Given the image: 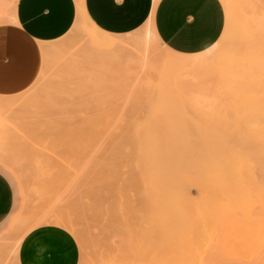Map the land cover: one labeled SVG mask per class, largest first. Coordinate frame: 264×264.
<instances>
[{
	"label": "rangeland",
	"instance_id": "374dc122",
	"mask_svg": "<svg viewBox=\"0 0 264 264\" xmlns=\"http://www.w3.org/2000/svg\"><path fill=\"white\" fill-rule=\"evenodd\" d=\"M220 1L224 8L225 24L223 32L217 40L218 46L214 50L212 57H210L216 59H208L205 63L199 65L200 67L197 66L195 68L197 73L189 68V73H186V69V71L183 70L185 72L184 75L182 74L184 78L182 75L179 76L181 77L180 80L183 79V86L180 89L182 92H179L180 94H177V96L175 92L174 96H172L175 100L172 98L173 105H177V101H179L180 104L177 105L179 109L177 106L176 109H178L177 112L179 111L182 114L180 116H183V118L174 116L176 111L172 109V103L170 104L171 113L173 115L175 111L173 117L178 122H174V118L172 117L173 120L169 118V124L167 122L164 124V117H162L164 120H158L159 115H157L158 117L154 115L157 117V119H154L155 123L156 121H158L157 123L162 121L163 124L162 127L160 126V129H163L161 130L162 132L165 131L166 136L168 133V137L173 138L172 132L176 130L178 131L174 134L175 136L179 134L178 132H184L177 135L176 144L165 141L166 139L164 140L163 137V141L159 142L160 145L158 147H155L157 145L154 146V159L157 160L155 157L158 154L160 159L163 158V160H158L165 161L166 167L170 166L164 171L159 169V167H164V165L161 166L163 162L158 165L159 161L154 162H158L154 165L160 170L159 172L157 170H155L157 172H154V168L151 173L145 168V161L138 153V149L136 150L139 142H137V138L135 137L137 134H135L136 131H134L135 128L133 127L136 124L138 125V123L141 125L149 117L148 115H150L146 105L148 103L144 99L147 96L146 100H148V95L150 93L154 94L152 85L158 83L154 70H159L164 65L161 58H163L166 51L163 47L157 45L154 47L152 44L154 49L152 48V53L146 63L148 64L147 66H143L141 60L138 59H134V65H131L130 60L127 62L125 58L124 62L123 57L118 60L119 62L117 60L114 61V59L111 61L108 58L105 61H101L100 54H94L95 52L90 51L89 40L82 34V28L79 29L82 27L81 25L80 27H72L65 36L47 45L50 47V49L48 48L49 53L44 54L41 71L36 80L25 91L13 96L15 99L20 98L19 102L16 100L17 102L11 109L6 111H2L1 109L2 112H0L2 115L5 114L4 112H7L4 116L10 118L8 119L9 124L6 125V128L0 127V161L7 165L9 164L11 168H15L13 170L18 176L16 178L12 174L13 178L11 176L8 178L12 185L16 186L17 209L18 211H22L15 225L18 224L19 226V219L27 215L31 221L39 217L43 218L42 224L36 227L53 226L63 229L75 240L76 249L79 252L78 264H158V262L159 264H264V177L260 162H257V159L253 158V162L251 161L249 166L244 167L243 165V169L237 176L238 180L235 178L236 181L235 179L233 180V185L230 184L232 189L228 188L225 190V187H230L228 182V185H224L223 183L224 188L221 190L222 184L219 185L221 181L220 183H215L214 181L229 179L225 176L227 172L224 171L225 174L221 176L222 170L219 169V173L218 171L207 173L210 170L204 168L202 169L203 173H201L202 170L199 171L196 168L197 172L193 173L194 170L188 163L187 158L185 160H187L188 164H186V161L184 163L183 160V142H185V145L191 146L193 144L191 147H197L201 143L198 135L202 131L200 128L207 129L211 126L214 127V132L218 131L215 132V141L220 139V144H223L224 140L225 142L229 140L231 135L247 134V136H251V133L258 132V129H264V27L251 29L243 25L236 28L232 26L235 20L234 8L238 6L240 9H238V12L244 15L242 17L244 22V17H247V14L251 13L249 8L251 5H254L255 0ZM262 1L264 2V0ZM262 1L256 0L257 4L260 2V5L263 4ZM245 7L247 8L245 9ZM224 41H228L225 43L226 45ZM116 42L114 41V44ZM104 47H108V45ZM82 49L84 50L82 51ZM77 50L78 52H76ZM85 50H89L93 54L89 51V53L87 51L86 53H82ZM88 55H92L93 57H88ZM216 55L218 56L216 57ZM90 60H93L92 63L94 64L90 63L91 65H88L91 62ZM83 61L87 64L82 63ZM138 62H141L138 65H142L143 69L142 66H135V63ZM131 63L133 64V60ZM154 64L156 65L154 66ZM63 66L65 67L64 70ZM198 67H202L203 69H198ZM175 69H177L176 65L172 68L174 73L177 71ZM194 73L197 75H194ZM189 78L190 81H188ZM185 81L189 82L187 84L191 87H188ZM197 81L201 82H199L200 86L198 83H195ZM192 82L194 84H191ZM86 89L89 92H86ZM97 89L98 91H96ZM95 93L102 94L103 101L99 102V98L92 95ZM137 93L138 95L143 94V97L138 96ZM86 94L87 97L85 98ZM171 95L169 94V97ZM2 97L0 99H6L9 96ZM13 97L10 96L12 99ZM140 97L144 101H141ZM190 97L200 102H202L200 99L211 100L213 102L211 104L212 107H206V110L203 111L202 109L198 110L196 107L194 108L193 104L195 101L193 100V102ZM93 98L94 100H92ZM45 99L53 100L56 104L57 102L59 104L58 100L60 102L65 100L66 102L64 101L65 106L62 104L63 102L60 103V108H58V104H53V101H49V103L55 105L54 107L47 104L48 101L42 106L45 103ZM51 108L54 110L52 111ZM67 108L70 109L68 110ZM193 108L196 113H194ZM13 109L14 112L16 109L15 114ZM213 109H215V112ZM238 109L240 112H238ZM63 112L66 115L68 114L67 116L70 119L66 120L69 121H62ZM179 112L177 115H179ZM56 113L58 116L60 115L59 122L62 121L64 125L56 121V118H58V116L54 118L57 115ZM8 114L12 117H9ZM183 114L186 116L185 118ZM229 114L232 117V121L235 120L232 124L230 122L231 119L227 116ZM192 116L194 118H191V121L193 120L194 123L190 121V117ZM96 119L100 123L98 121L95 122ZM179 119H186L185 122H187L185 123L180 120V124L176 125L179 123ZM251 120L252 124L249 122ZM71 122L74 124H70ZM97 122L98 128L96 125L94 126L96 128L90 126V124ZM189 122L192 126L188 125L190 124ZM48 124L49 128L60 130L61 133L59 132V134L55 130L56 135H59V139L62 136L64 138L63 128L65 126L67 130L72 129L73 131H70L73 134H77L74 136L71 133L73 135L71 139L69 138L71 141H65L66 139L63 140L62 138L59 140L56 138L57 136L50 134L49 129H44V127H48ZM154 124V127L157 126ZM172 125L173 129L169 127ZM221 125L223 126L220 127ZM164 127L166 129L169 127V130L172 129L171 134L168 129L164 130ZM218 128H222V131L223 128L224 130L227 128L230 134L228 133L229 131H224V133H227L225 135L226 133L219 132L220 129ZM160 129L158 128L156 131H160ZM191 130L193 131L191 132ZM46 132H49L50 137H54L53 139L56 138V140L52 138L49 140V134ZM190 134L195 136H191ZM221 134H224L223 138ZM72 135H69V137ZM178 136H181L183 140L180 137L178 138ZM227 136L229 137L227 138ZM41 137L42 140H40ZM43 137H46V139ZM133 137L136 139H133ZM188 138L189 141L187 140ZM158 140L154 142L158 143ZM167 140L173 141L174 139ZM125 146L129 149L128 153ZM22 148L23 150H27V154L29 153L31 156L28 157L29 154H24ZM258 149L260 150L259 146ZM18 154L20 157H18ZM192 154V156L191 154L189 156L191 160L192 158L194 160L195 154ZM134 155L136 157L135 160L140 161L133 160ZM189 156L187 153L185 154V157L189 158ZM180 161H182V164ZM134 163L139 169L135 165L133 166ZM174 163H176L175 165L178 168L172 166ZM190 163L192 164V161ZM135 168L137 169L135 170ZM185 170L186 172H184ZM177 172L179 174H176ZM212 174H215V176L213 177ZM209 175H211V178ZM232 177L231 175V181ZM123 180L128 182L125 183ZM131 181L132 183H130ZM200 181H203L202 184ZM225 183H227V180ZM185 185H188L187 188ZM20 186H22L21 190ZM141 186L142 188H140ZM218 186L220 187L218 188ZM121 188L122 190H120ZM143 189L146 191L142 192L144 191ZM233 197L236 198L234 199ZM230 198H233V200L231 201ZM236 199L244 201L241 203ZM183 200L184 203H182ZM56 213L58 218L61 216L60 220L63 219L62 223L67 222L64 220L67 218L71 226H68L69 223H63L65 227L54 224L51 221L54 217L50 216L53 214L56 217ZM142 213L144 215H140ZM44 215H48V217L44 218ZM62 215L65 217L62 218ZM72 226V229L75 228L74 231L71 229ZM14 227L16 228H12L6 233L9 239H7L6 235L0 237V240L2 239L0 241V248L3 249L4 255L9 248L11 249L16 244L15 237L17 236L16 240H18L22 231L19 227V232H17L16 229L18 227ZM14 229L15 232H13ZM8 233L10 234L8 235ZM4 238L8 241L4 240L3 243ZM5 243H7L6 246H4ZM5 249L6 251H4ZM6 258L7 260H5ZM6 258L4 259L5 263L10 264L12 258L11 260L9 256Z\"/></svg>",
	"mask_w": 264,
	"mask_h": 264
},
{
	"label": "crops",
	"instance_id": "0c3cea01",
	"mask_svg": "<svg viewBox=\"0 0 264 264\" xmlns=\"http://www.w3.org/2000/svg\"><path fill=\"white\" fill-rule=\"evenodd\" d=\"M152 5L153 0H84L90 19L114 34L134 31L152 16L160 40L181 54L203 52L223 32L220 0H159L153 13ZM75 19V0H0V96L18 95L33 84L41 71L42 44L65 36ZM12 174L18 178L0 161V236L15 226L22 212L17 209L16 186L8 179ZM16 257L18 264L79 262L75 240L53 226L26 233Z\"/></svg>",
	"mask_w": 264,
	"mask_h": 264
},
{
	"label": "bare ground",
	"instance_id": "6f19581e",
	"mask_svg": "<svg viewBox=\"0 0 264 264\" xmlns=\"http://www.w3.org/2000/svg\"><path fill=\"white\" fill-rule=\"evenodd\" d=\"M159 0H153V5H152V13H153V11H154V9H155V7H156V4H157V2H158ZM229 1V0H228ZM233 1H235V0H232V2ZM260 1H262V0H260ZM225 2V1H224ZM246 2V1H245ZM263 2V1H262ZM75 3H76V19H75V22H74V24L72 25V27H76V26H78V27H80V25L82 26V27H80L79 29H81L82 28V34L83 35H85V37H87V39L89 40V43H90V51L92 50L93 51V53L94 54H96V53H98V54H100L101 55V57H100V59H102L101 61H105L107 58L109 59V60H111V61H113L112 59H114V61H116L117 60V62H119L118 60L120 59V58H122L123 57V59H124V62H125V60L127 59V62L130 60V64L131 65H134V59H138V60H141V62H142V65L143 66H147L148 64H146L147 63V61H148V59H149V57H150V55H151V51H152V46L154 45V47H156V45L157 46H160V47H163V49L166 51L165 52V54L163 55V58H161L162 59V61L164 62V65L161 67L159 64V66L161 67V69H159V70H154V72H155V74L157 75L156 77L158 78V83L157 84H155V85H152V87H153V90H154V94H152V93H150V94H152V95H148L149 97H148V100H146L147 99V94L145 95L146 96V99H144L145 100V102L147 101V103L148 104H146L147 105V107H148V109H149V114L150 115H144L145 117H148V118H146V120H144L143 121V123L140 125V123H138V125L135 123V122H133V123H135L136 124V126H133L134 128H135V130L134 131H136L135 132V134H137L135 137L137 138V142H139V144H138V146H137V144H135L136 146H137V148H136V150L138 149V153L142 156V158H143V160L145 161V164H144V166H145V168H147V170H149L151 173L153 172V169H154V172H159L160 170H158V168H156V165H154V164H157V163H154V162H156V161H159L158 159H160V157L158 156V154H157V152H156V154H157V156L159 157H155L157 160H155L154 159V149H155V147H158L159 145H160V141H163L162 139H163V137H164V140L165 141H169V142H172V143H175L176 144V137H177V135H179V134H181V133H184L183 131H181V133L180 132H178L179 134H177L176 136L174 135L178 130H176V129H174V130H176L175 132H172L171 130L174 128L173 127V125L172 126H169V127H172V129H170L169 130V127L167 128L169 131H170V134H171V132H172V135L174 136L173 138H170V136L168 137V133H167V136L165 135V131L164 132H162L161 130H163V129H160V126L162 127V124L164 123H168L169 124V118H171V120H173V118H174V122H178V121H175L176 119H175V117L176 116H179V118H183V116L181 117L180 115H182V114H180V112H179V115H177V110L179 109V107L177 106L178 104H180L179 103V101H177L178 102V104L177 105H173V101H172V98H173V100H174V97H172V96H174L173 94L175 93L176 94V96H177V94H180L179 92H182V91H180V89H182L181 87L183 86V79L182 80H180V78L181 77H179L180 75H184V71L183 70H189V69H192V71L194 70L195 71V68H197V66H199V65H201V64H203V63H205L208 59H211V60H215L214 59V57L213 58H210V57H212V55L214 54V50L216 49V47L218 46V41H216V42H214L212 45H210L209 47H207L203 52H200V53H197V54H181V53H178V52H175V51H173V50H171L170 48H168L161 40H160V38L157 36V34H156V32H155V30H154V26H153V19H152V16H150L148 19H147V21L144 23V25H142L141 27H139V28H137L136 30H134V31H131V32H129V33H126V34H114V33H111V32H107V31H104V30H102V29H100L91 19H90V17L88 16V14L86 13V11H85V8H84V0H75ZM248 4V3H247ZM226 7H227V5H226ZM247 7H245V9H246ZM249 8V7H248ZM238 6L236 7V8H234V22L232 23V26L234 27V28H236V27H239V26H241V25H243V26H245V27H247V28H263L264 27V2H263V4H261L260 5V2L257 4V2H256V0H255V2H254V5H251L250 6V14H247L248 16L246 17H244L245 18V21L243 22V19H242V17L244 16L243 15V13H240V12H238ZM240 10V9H239ZM247 12H248V9H247ZM233 20V19H232ZM242 22H243V24H242ZM228 23V22H227ZM242 27V26H241ZM240 27V28H241ZM77 31H79V32H81L80 30H77ZM224 37V36H223ZM223 40V39H222ZM114 41L117 43H115L114 44ZM75 42V41H74ZM220 42H221V40H220ZM226 42H228V41H226ZM225 41H224V44L226 43ZM105 43V44H104ZM108 43V44H107ZM110 43V44H109ZM111 43H113L112 45H114L112 48H110V49H108L109 47H111L112 45H111ZM222 44H223V42H221ZM44 44V43H43ZM42 44V46H41V50H42V55H43V58H44V54H47V52H48V48L50 49V47L49 46H47V45H43ZM124 44H126V45H124ZM153 44V45H152ZM229 44V43H228ZM108 45V47H104V46H107ZM226 45V44H225ZM89 46V45H88ZM223 46V45H222ZM102 47H104V48H102ZM221 47V46H220ZM88 49H89V47H87ZM107 48V49H106ZM224 48H228V47H224ZM84 49H85V47H84ZM84 49H82V51L84 50ZM154 49V48H153ZM62 50V49H61ZM60 50V51H61ZM79 50H81V49H79ZM81 51V52H82ZM86 51L87 50H85L84 52H82V53H86ZM89 51V50H88ZM87 51V52H88ZM89 51V52H90ZM76 52H78V50L76 51ZM88 52V53H89ZM123 52V53H122ZM49 53V52H48ZM87 53V54H88ZM90 53H92V52H90ZM92 53V54H93ZM159 53V52H158ZM157 53V54H158ZM56 54H57V52H56ZM73 54V53H72ZM124 54V55H123ZM84 56V55H83ZM158 56V55H157ZM218 55H216V57H217ZM88 57H93L92 55H88ZM152 58H153V56H151ZM161 57V56H160ZM97 58V57H96ZM126 58V59H125ZM83 59H85V58H83ZM82 59V60H83ZM86 59H87V55H86ZM159 59V58H158ZM82 60H80V61H82ZM94 60V59H93ZM93 60L91 61V62H89V64L88 65H91L90 63H92L93 62ZM133 60V64L131 63V61ZM151 60V59H150ZM149 60V61H150ZM65 61V60H64ZM86 61V60H85ZM85 61H83L82 63H84V64H87ZM121 61V60H120ZM153 61H155V60H153ZM45 62L47 63V61L45 60ZM44 62V64H46ZM62 62V61H61ZM66 62V61H65ZM141 62H138V63H135L136 65L135 66H142V65H138V64H141ZM161 62V61H160ZM162 62V63H163ZM61 64V63H60ZM65 64V63H64ZM66 64H67V62H66ZM92 64H94V63H92ZM115 64V63H114ZM208 64H210L209 62H208ZM208 64H207V66H208ZM68 65V64H67ZM156 64H154V66H155ZM176 65V67H177V69H175V70H177L175 73H174V70L172 71V68H174V66ZM45 66V65H44ZM60 66V65H59ZM119 66V65H118ZM143 66H142V69H143ZM159 66H158V68H159ZM206 66V65H205ZM64 67V66H63ZM73 67H75V66H73ZM200 67V66H199ZM198 67V69H201V68H199ZM88 68V67H87ZM189 68V69H188ZM205 68V67H204ZM65 69V67L63 68V70ZM203 69V68H202ZM201 69V70H202ZM74 70V69H73ZM79 70V69H78ZM146 70V69H145ZM185 70V71H186ZM197 70V69H196ZM201 70H199V71H201ZM67 71V70H66ZM139 71H142V70H139ZM183 71V72H182ZM186 71V73H189V71L187 72ZM193 71V72H194ZM204 71V70H203ZM78 72V71H77ZM147 72V71H146ZM182 72V73H181ZM196 72V71H195ZM197 73V72H196ZM191 74V73H190ZM189 74V75H190ZM193 74V73H192ZM200 74V73H199ZM72 75H73V73H72ZM182 75V77L184 78V76ZM194 75H197V74H195L194 73ZM193 75V76H194ZM88 76V75H87ZM152 76V75H151ZM189 77V76H188ZM198 77H199V75H198ZM86 78V77H85ZM154 78H155V76H154ZM191 78V77H190ZM190 78H189V80L188 81H190ZM77 79V78H76ZM81 79V78H80ZM188 79V78H187ZM192 79V78H191ZM194 79H195V77H194ZM186 80V79H185ZM193 80V79H192ZM157 81V80H156ZM155 81V82H156ZM70 82V81H69ZM76 82V81H75ZM83 82V81H82ZM86 82V81H85ZM186 82V81H185ZM184 82V83H185ZM200 82V81H199ZM199 82L197 81V82H195V83H198V85H199ZM73 83H74V81H73ZM78 83H80V82H78ZM187 83H189V82H186L185 84H187ZM201 83V82H200ZM77 84V83H76ZM191 84H194L193 82L191 83ZM75 85V84H74ZM196 85V84H195ZM187 86H188V84H187ZM190 86V85H189ZM188 86V87H189ZM200 86V85H199ZM59 87V86H58ZM100 87V86H99ZM99 87H97L98 89H99ZM188 87H187V89H188ZM191 87V86H190ZM82 88H83V85H82ZM86 88H88V87H86ZM90 88V87H89ZM109 88V87H108ZM118 88H120V87H118ZM203 88V87H202ZM48 89H49V87H48ZM68 89V88H67ZM77 89V88H76ZM98 89L96 90V91H98ZM105 89V88H104ZM186 89V88H185ZM184 89V90H185ZM191 89V88H190ZM45 90V89H44ZM88 89H86L85 91L86 92H89V90L87 91ZM111 90V89H110ZM200 90H201V88H200ZM46 91V90H45ZM49 91V90H48ZM68 91V90H67ZM101 91V90H100ZM103 91V90H102ZM202 91V90H201ZM53 92V91H52ZM55 92V91H54ZM73 92V91H72ZM86 92H84V93H86ZM91 92V91H90ZM95 92V91H94ZM116 92V91H115ZM178 92V93H177ZM49 93H50V91H49ZM57 93H59V92H57ZM63 93V92H62ZM100 93V92H99ZM148 93V92H147ZM37 94V93H36ZM54 94V93H53ZM69 94V93H68ZM81 94V93H80ZM169 94L171 95L170 97H169ZM184 94V93H183ZM196 94V93H195ZM33 95V94H32ZM39 95V94H38ZM50 95H52V94H50ZM62 95V94H61ZM61 95H58V96H61ZM92 95H94V97H98L99 99V102L103 99L102 97V94H97V93H95V94H92ZM110 95V94H109ZM137 95H138V93H137ZM141 97H143L142 95L143 94H139ZM138 95V96H139ZM185 95V94H184ZM183 95V96H184ZM197 95V94H196ZM53 96V95H52ZM57 96V95H56ZM82 96H83V94H82ZM186 96V95H185ZM188 96V95H187ZM195 96V95H194ZM202 96V95H201ZM13 97V96H12ZM28 97V96H27ZM30 97V96H29ZM48 97H49V95H48ZM51 97V96H50ZM77 97V96H76ZM79 97V96H78ZM84 97V96H83ZM87 97V94H86V96H85V98ZM104 97H106V96H104ZM109 97V96H108ZM112 97V96H111ZM140 97V98H141ZM179 97V96H178ZM193 97V96H192ZM203 97V96H202ZM0 98H3L2 96L0 97ZM5 98V97H4ZM10 96L9 97H6V99H0V112H2V111H6V110H9V109H11L13 106H14V104L18 101H20L21 99L19 98V99H15L14 97H13V99L12 98H10ZM55 98V97H54ZM60 98V97H59ZM63 98V97H62ZM171 98V99H170ZM189 98V97H188ZM191 98V97H190ZM9 99V100H8ZM36 99V98H35ZM65 99V98H64ZM84 99V98H83ZM91 99V98H90ZM184 99V98H183ZM17 100V101H16ZM32 100H33V98H32ZM50 100H51V98H50ZM50 100H48V99H45V103H43V105L42 106H44V104H46V102L48 101V103L47 104H49V105H51V107H54L55 105H57L58 104V102H57V104L53 101V104L55 103V105H52V104H50L49 103V101ZM55 100V99H54ZM80 100V99H79ZM82 100V99H81ZM92 100H94V98L92 99ZM134 100V99H133ZM144 100H142V98H141V101H144ZM191 100L193 101L194 99H192L191 98ZM199 100V99H198ZM200 100H202V102H200V101H196V100H194L195 101V103L193 104V106H194V108L196 107V109H202V111L203 110H206V107H212V103L213 102H211V100H203V99H200ZM52 101H50V102H52ZM59 101V104L60 103H62V104H64V101L65 100H62L61 102H60V100H58ZM103 101V100H102ZM175 101V100H174ZM185 101H187V100H185ZM193 101V102H194ZM222 101V100H221ZM23 103H24V101H22ZM39 102V101H38ZM66 102V101H65ZM73 102H74V100H73ZM144 102V103H145ZM176 102V103H177ZM223 102V101H222ZM225 102H227V101H225ZM22 103V104H23ZM139 103V102H138ZM172 103V104H171ZM192 103V102H191ZM21 104V105H22ZM36 105H37V103H35ZM34 104V105H35ZM58 104V105H59ZM62 104H61V106H62ZM67 104V103H66ZM83 104V103H82ZM81 104V105H82ZM89 104H91L90 102H89ZM170 104H171V106H173V110H175L176 111V114L174 115V112H173V115L175 116V117H173V115H172V113H171V106H170ZM223 104V103H222ZM26 105H27V103H26ZM29 105V104H28ZM49 105H47V107H49ZM94 105V104H93ZM224 105V104H223ZM232 105V104H231ZM23 106V105H22ZM41 106V107H42ZM63 106H65V104L63 105ZM86 106V105H85ZM91 106V105H90ZM175 106V107H174ZM176 106L178 107V109H176ZM183 106V105H182ZM225 106V105H224ZM224 106H221V107H224ZM20 107V106H19ZM26 107V106H25ZM46 107V106H45ZM70 107V106H69ZM89 107V106H88ZM236 107V106H235ZM4 108V109H3ZM58 108H60V105H59V107ZM62 109H63V107H61ZM135 108V107H134ZM144 108V107H143ZM142 108V109H143ZM175 108V109H174ZM194 108H193V111H194V113H196V111L194 110ZM203 108H205V109H203ZM243 108V107H242ZM1 109H2V111H1ZM52 109V108H51ZM61 109V110H62ZM65 109H66V107H65ZM68 109V108H67ZM70 109V108H69ZM68 109V110H69ZM74 109V108H73ZM140 109V108H139ZM182 109H183V111H184V108L182 107ZM191 110H192V108H190ZM189 109V110H190ZM211 109V108H210ZM225 109V108H224ZM232 109V108H231ZM18 110V109H17ZM54 109H52V111H53ZM56 110V109H55ZM58 110V109H57ZM83 110V109H82ZM86 110H88V109H86ZM214 110V112H215V109H213ZM239 110V109H238ZM147 111V110H146ZM182 111V112H183ZM192 111V112H193ZM201 111V110H200ZM230 111V110H229ZM228 111V112H229ZM233 111V110H232ZM13 112H14V109H13ZM50 112V111H49ZM61 112V111H60ZM59 112V113H60ZM70 112H72V111H70ZM186 112H187V110H186ZM238 112H240V110L238 111ZM5 114L7 113V112H4ZM16 113V109H15V112H14V114ZM54 113V112H53ZM52 113V114H53ZM64 113V112H63ZM73 113V112H72ZM72 113H70V114H72ZM89 113V112H88ZM183 113H185V112H183ZM203 113V112H202ZM5 114H3L2 115V113H0V127H3V128H6V125L7 124H9V122H8V119H10V118H6L4 115ZM11 114H13L12 112H11ZM51 114V115H52ZM57 114V113H56ZM143 114V113H142ZM141 114V115H142ZM163 115V116H161V115ZM169 115V116H167V115ZM170 114H171V117H170ZM198 114V113H197ZM205 114H207V113H205ZM209 114V113H208ZM55 115V114H54ZM68 115V114H67ZM65 113H64V115H63V117H62V121L63 122H66V121H69V120H66V119H68L69 117L67 116ZM157 116V115H159V117H158V120H161V119H163L164 120V118H165V122H163L162 123V121L160 122V123H157L158 121H156V123L154 122L155 120V118L157 119V117H155V116ZM184 115V114H183ZM188 115V114H187ZM212 115H213V112H212ZM230 115V114H229ZM229 115H227L228 117H229V119H231L232 117H231V115L229 116ZM8 116L9 117H12V116H10L9 114H8ZM53 116V115H52ZM58 116V114L57 115H55L54 116V118L55 117H57ZM73 116V115H72ZM96 116V115H95ZM199 116L200 117H202L201 116V114H199ZM208 116V115H207ZM161 117V118H160ZM162 117H164V118H162ZM173 117V118H172ZM186 116L184 115V118H185ZM214 117L216 118V116L214 115ZM25 118V117H24ZM53 120H54V118L53 117H51ZM59 118H60V115L58 116V118H56L55 120L57 121V122H59ZM109 118V117H108ZM140 118H142V117H140ZM139 118V119H140ZM191 118H194L193 116L192 117H190V121H191ZM70 119V118H69ZM72 119H73V117H72ZM218 119V118H217ZM248 119V118H247ZM66 120V121H65ZM108 120V119H107ZM141 120V119H140ZM180 120H182V119H179V123L178 124H176V125H179L180 124ZM186 120V119H185ZM185 120H182L183 122H185ZM195 120V119H194ZM200 121H201V119H199ZM216 120V119H215ZM233 120H234V118H233ZM250 120V119H249ZM62 121H60L59 123L61 124L62 123ZM96 121H98L97 119L95 120V122ZM137 121V120H136ZM198 121V120H197ZM209 121V120H208ZM245 121H246V119H245ZM244 121V122H245ZM12 122V121H11ZM45 122V121H44ZM56 122V123H57ZM74 122V121H73ZM73 122H71L70 124H74ZM99 123H100V121H98ZM98 122L97 123H93V124H90V126H97V128H98ZM140 122V121H139ZM158 126H155V127H157V128H155L154 126H153V124L154 123ZM182 122V124H184ZM187 122V121H186ZM185 122V123H186ZM191 122H193V120L191 121ZM199 122V121H198ZM212 122V121H211ZM231 124H232V122H235V120L234 121H232V119H231ZM249 122H251V124H252V120L251 121H249ZM46 123V122H45ZM44 123V124H45ZM58 123V125H60ZM190 123V122H189ZM194 123V122H193ZM207 123V122H206ZM222 123V122H221ZM240 123V122H239ZM262 123V122H261ZM264 123V122H263ZM63 125H64V123H62ZM154 124V125H155ZM159 124V125H158ZM220 124V123H219ZM241 124V123H240ZM113 125V124H112ZM121 125V124H120ZM170 125H171V122H170ZM188 125H190V126H192L191 125V123L190 124H188ZM187 125V126H188ZM195 125H197V124H195ZM260 125V124H259ZM38 126V125H37ZM51 126V125H50ZM69 126V125H68ZM208 126V125H207ZM223 125H221L220 127H222ZM235 126V125H234ZM36 127V126H35ZM46 127H47V125H46ZM64 127V126H63ZM74 128H77V127H75V126H73ZM200 127V126H199ZM219 127V126H218ZM240 127V126H239ZM242 127V126H241ZM8 128V127H7ZM64 128H65V130H66V135H65V130H64ZM63 128V132H64V138H62V137H60V139L58 138V136L59 135H56V131H58V133L57 134H59V132H60V130L58 129V130H53V129H51V128H49V124H48V127L47 128H45L44 127V129H49L48 131H50V134L52 135V136H57L56 138H58L59 140H61V138L63 139V140H65V141H71L70 139L73 137V135L75 136L76 134L74 133H72V129H68L69 130V132H68V130H67V128H66V126ZM94 128H96V127H94ZM160 129V131H156V129ZM187 128V127H186ZM190 128V127H189ZM188 128V129H189ZM196 128V127H195ZM216 128V127H215ZM234 128V127H233ZM1 129V128H0ZM51 129V130H50ZM80 129V128H79ZM155 129V130H154ZM166 129V127H164V130H167ZM192 129V128H191ZM197 129V128H196ZM202 131H200L199 132V137H200V139H201V143L197 146V147H191L190 145H185V142H183L182 144H183V148H184V153H183V160H184V163H185V161H186V164H190L191 165V167H192V169L194 170H192L193 171V173L194 172H197L195 169L197 168L199 171L200 170H202V169H204V168H206V169H208V170H210L209 172H207V173H210L211 171L212 172H214V171H218V173H219V170H222V172H221V176H223V174H225L224 173V171L225 172H227V174H225V176H227V178H229V179H226L227 180V183H225L226 182V180L224 179V180H221V179H218V180H216V181H214L215 183H220V181H221V183L219 184V185H221L222 184V187H221V190H223V188H224V185H228V182H229V186H230V184L231 185H233V183H234V179L235 178H237V176H238V174L241 172V170L243 169L242 167H243V165H244V167H246L247 165L249 166L250 164V162L253 160V158H255V159H257V162H260V164H261V169H262V174H263V177H264V129L263 130H260V129H258V132L256 131V132H254V133H251L252 135L251 136H247V134H245V135H240V134H234V135H231V138L229 139V140H227L226 142H225V140H224V142H223V144H220V142H219V140L220 139H218V140H216L215 141V132H218V131H215L214 132V127H209V128H207V129H204V128H200ZM204 129V130H203ZM218 129H220V128H218ZM222 129V128H221ZM219 130V132L221 131V133L223 132L224 133V131H229V129H227L226 128V130H224V128H223V131L222 130ZM70 130H72V131H70ZM97 130V129H96ZM190 130V129H189ZM45 131V130H44ZM54 131V132H53ZM133 130H132V132H134ZM154 131H155V133H154ZM169 131H167V132H169ZM193 130H191V132H192ZM52 132V133H51ZM78 132H80V131H78ZM161 132H162V134H161ZM46 133H48L49 134V132H46ZM61 133V132H60ZM69 133V134H68ZM73 135H72V134ZM130 133V132H129ZM164 133V134H163ZM226 133V132H225ZM224 133V134H225ZM229 134H230V131L228 132ZM48 134H46V135H48ZM50 134H49V136L48 137H50ZM55 134V135H54ZM158 134V135H157ZM217 134V133H216ZM223 134V135H224ZM232 134V133H231ZM39 135V134H38ZM45 135V136H46ZM61 135V134H60ZM69 135H72L71 137H69ZM156 135H157V137H156ZM160 135H161V137H160ZM163 135V136H162ZM166 137H165V136ZM191 135V134H190ZM218 135V134H217ZM223 135L221 134V136H222V138H223ZM225 135H227V133L225 134ZM35 136H36V134H35ZM67 136V138H65ZM133 136V135H132ZM185 136V135H184ZM188 136V135H187ZM191 136H195V135H191ZM191 136H189V137H191ZM220 136V137H221ZM230 136V135H229ZM229 136H227V138L229 137ZM1 137V136H0ZM156 137V138H155ZM180 137V139H182L181 138V136H178V138ZM220 137H218V138H220ZM43 138H45L46 139V137H43ZM51 138L52 137H50V139L49 140H51ZM54 138V137H53ZM52 138V139H53ZM56 138L55 139H53V140H56ZM70 138V139H69ZM136 138H134L133 137V139H136ZM155 138V139H154ZM187 138V137H186ZM37 139H39V138H37ZM159 139V140H158ZM167 139H171V140H173V141H170V140H167ZM179 139V140H180ZM1 140V139H0ZM19 140V139H18ZM40 140H42V137H41V139ZM62 140V141H63ZM75 140V139H74ZM139 140V141H138ZM155 140H158L157 142L158 143H156V142H154ZM183 140V139H182ZM186 140V139H185ZM188 141H189V138L187 139ZM246 140V141H245ZM3 141V140H2ZM64 141V142H65ZM72 141H73V139H72ZM125 141V140H124ZM190 141H192V139H190ZM51 142V141H50ZM58 142H60V141H58ZM140 142H145V143H140ZM160 142V143H159ZM177 142H179V141H177ZM196 142V141H195ZM217 142H219V143H217ZM222 142V141H221ZM134 143V142H133ZM135 143H136V141H135ZM155 143V144H154ZM187 143V142H186ZM48 144V143H47ZM54 144V143H53ZM177 144H179V143H177ZM182 144H181V146H182ZM190 144V143H189ZM2 145V144H1ZM24 145V144H23ZM51 145V144H50ZM129 145V144H128ZM155 145H157V146H155ZM155 146V147H154ZM258 146H259V148H260V150L258 149ZM124 148V147H123ZM125 148H127L126 146H125ZM154 148V149H153ZM160 148V147H159ZM165 149V148H164ZM11 150V149H10ZM22 150H23V148H22ZM128 148H127V153H128ZM6 151V150H5ZM21 151V150H20ZM27 150H23L22 152H24V154H27V152H26ZM120 151V150H119ZM156 151H157V148H156ZM22 152H20V153H22ZM30 152V151H29ZM125 152H126V149H125ZM191 154V156L193 155L192 153H194L195 154V159L193 160V158H192V160H191V157L189 156L190 154ZM14 153V152H13ZM17 153V152H16ZM31 153V152H30ZM137 153V154H138ZM188 154V156H189V158L188 157H185V154ZM29 154V153H28ZM27 154V155H28ZM155 154V155H156ZM14 155V154H13ZM132 155H133V153H132ZM136 155V154H135ZM135 155H134V158H133V160H135L136 159V157H135ZM139 155V156H140ZM9 156V155H8ZM15 156H17V155H15ZM22 156H24V155H22ZM29 156H31L30 154L28 155V157ZM127 156V155H126ZM18 157H20L19 156V154H18ZM129 157V156H128ZM25 158V157H24ZM187 158V160H188V163H187V160H185ZM118 159H120V158H118ZM162 160H163V158H161ZM160 159V160H161ZM190 159V160H189ZM28 160V159H27ZM121 160V159H120ZM119 160V161H120ZM123 160V159H122ZM127 160V159H126ZM143 160H141V161H143ZM34 161V160H33ZM135 161H140V160H135ZM190 161H192V164L190 163ZM116 162V161H115ZM115 162H114V164H115ZM117 162H118V160H117ZM126 162V161H125ZM163 162V163H162ZM181 162V164H182V161H180ZM253 162V161H252ZM7 163V162H6ZM44 163V162H43ZM130 163V162H129ZM162 163V164H161ZM164 163H166L165 161H159V163H158V165L159 164H161V166H163L164 165V167H165V169H163L164 167H159V169H162L161 171H164V170H167L168 169V167H170V166H168V167H166L167 166V164H164ZM137 164V166H138V162L136 163ZM136 164L134 163L133 164V166L135 165L136 166ZM169 164V163H168ZM176 163H174L172 166H176L177 167V165H175ZM179 164V163H178ZM255 165H256V163H254ZM113 165V164H112ZM116 165V164H115ZM143 165V164H142ZM142 165H140V166H142ZM166 165V166H165ZM185 165V164H184ZM8 166H9V164H8ZM136 166V167H137ZM13 167V166H12ZM175 167V168H176ZM183 167V166H182ZM185 168H186V165L184 166ZM190 167V168H191ZM195 167V168H194ZM138 168V167H137ZM137 168H135V170L137 169ZM178 168V167H177ZM12 169H14L15 170V168H12ZM106 169V168H105ZM139 169V168H138ZM188 169H189V167H188ZM188 169H186V170H188ZM219 169V170H218ZM155 170H157V171H155ZM182 170H184V169H182ZM186 170L184 171V172H186ZM191 170V169H190ZM123 171H125V170H123ZM169 171V170H168ZM228 171H229V173H228ZM234 171H236V172H234ZM122 172V171H121ZM126 172V171H125ZM137 172V171H136ZM140 172V171H139ZM189 172V171H188ZM232 172V173H231ZM233 172H234V174H233ZM126 173H128V172H126ZM150 173V174H151ZM201 173H203V170L201 171ZM146 174V173H145ZM176 174H179V172H177ZM216 174V173H215ZM215 174H212L213 175V177L215 176ZM229 174V175H228ZM129 175H130V173H129ZM128 175V176H129ZM135 175V174H134ZM146 175H148V174H146ZM219 175V174H218ZM231 175L233 176L232 178V181H231ZM235 175V176H234ZM130 176H132V175H130ZM157 176V175H156ZM181 176V175H180ZM187 176V175H186ZM125 177V176H124ZM142 177V176H141ZM147 177V176H146ZM159 177V176H158ZM209 177L211 178V175H209ZM217 177H219V176H217ZM139 178V177H138ZM138 178H136V179H138ZM144 179H145V177H143ZM153 178V177H152ZM193 178V177H192ZM131 179H132V177H131ZM130 179V180H131ZM142 179V178H141ZM140 179V180H141ZM199 179V178H198ZM201 179H203V178H201ZM216 179V178H215ZM128 180V179H127ZM150 180H151V178H150ZM166 180V179H165ZM170 180V179H169ZM197 180V179H196ZM210 180V179H209ZM237 180H238V178H237ZM124 181V180H123ZM129 181V180H128ZM128 181H126V182H128ZM143 181V180H142ZM145 181V180H144ZM153 181V180H152ZM160 181V180H159ZM177 181V180H176ZM223 181V182H222ZM235 181H236V179H235ZM125 182V181H124ZM125 182V183H126ZM203 182V181H202ZM202 182L200 181V183L202 184ZM122 184H123V182H121ZM130 183H132V181L130 182ZM130 183H129V185H130ZM145 183V182H144ZM143 183V185L145 186V184ZM147 183H148V181H147ZM171 183V182H170ZM223 183H224V185H223ZM128 184V183H127ZM150 184H151V182H150ZM187 184V183H186ZM205 184V183H204ZM123 186V185H122ZM125 186H126V184H125ZM128 186V185H127ZM186 186V188H187V186L188 185H185ZM110 187V186H109ZM108 187V188H109ZM120 187V186H119ZM129 187V186H128ZM138 187H139V185H138ZM164 187V186H163ZM220 186H218V188H219ZM127 188V187H126ZM140 188H142V186L140 187ZM161 188V187H160ZM179 188V187H178ZM204 188V187H203ZM216 188V187H215ZM228 188H231L232 189V186H230V187H225V190L226 189H228ZM129 189H130V187H129ZM145 189V188H144ZM143 189V190H144ZM206 189V188H205ZM120 190H122V188L120 189ZM126 190V189H125ZM135 190V189H134ZM139 190V189H138ZM180 190V189H179ZM187 190V189H186ZM209 190V189H208ZM118 191V190H117ZM128 191V190H127ZM146 190H144V191H142V192H145ZM156 192H157V190H155ZM164 191H165V189H164ZM181 191V190H180ZM216 191H218V190H216ZM229 191V190H228ZM147 192H148V190H147ZM146 192V193H147ZM200 192V191H199ZM198 192V193H199ZM215 192V191H214ZM221 192V191H220ZM155 193V192H154ZM201 193V192H200ZM151 194V193H150ZM218 194V193H217ZM227 194V193H226ZM152 195V194H151ZM156 195H157V193H156ZM200 195V194H199ZM235 195V194H234ZM124 196V195H123ZM131 196V195H130ZM202 196V195H201ZM231 196V195H230ZM129 197V196H128ZM127 197V198H128ZM225 197V196H224ZM228 196H226V198H227ZM174 198V197H173ZM189 198H191V197H189ZM196 198H198V197H196ZM195 198V199H196ZM202 198V197H201ZM219 198V197H218ZM222 198V197H221ZM234 199L236 198V197H233ZM233 198H230V200L232 201L233 200ZM176 199V198H175ZM211 199V198H210ZM227 199H229V197L227 198ZM240 199H242L241 197H240ZM246 199V198H245ZM124 200V199H123ZM192 200V199H191ZM200 200V199H199ZM236 200H238V201H240L239 199H236ZM178 201V200H177ZM219 201V200H218ZM224 201V200H223ZM237 201V202H238ZM243 201L244 200H241L240 202L241 203H243ZM200 202H202V201H200ZM199 202V203H200ZM225 202V201H224ZM246 202V201H245ZM244 202V203H245ZM166 203V202H165ZM182 203H184V200H183V202ZM193 203V202H192ZM232 203V202H231ZM248 203V202H247ZM133 205V204H132ZM131 205V206H132ZM190 205H191V203H190ZM195 205V204H194ZM224 205V204H223ZM226 205V204H225ZM238 205V204H237ZM192 206V205H191ZM199 206V205H198ZM236 206V205H235ZM239 207V206H238ZM165 208V207H164ZM217 208V207H216ZM219 208V207H218ZM256 208V207H255ZM210 209V208H209ZM141 210V209H140ZM165 210V209H164ZM262 211V210H261ZM260 211V212H261ZM148 212V211H147ZM215 212H216V210H215ZM244 212V211H243ZM263 212V211H262ZM237 213V212H236ZM241 213V212H240ZM146 214H148V213H146ZM239 214V213H238ZM49 215H51V214H49ZM55 215H57V213L55 214ZM65 215V214H64ZM140 215H144L143 213L142 214H140ZM149 215V214H148ZM147 215V216H148ZM163 215V214H162ZM45 216V217H44ZM44 216H42V217H44V218H46V216L48 217V215H44ZM197 216H199V215H197ZM239 216H240V214H239ZM50 217H54V218H52L51 219V221L54 223V224H57V225H60V226H63V227H65L64 225H63V223H62V220H60L59 218H61V216H59V218H58V215L55 217V216H53V214H52V216H50ZM49 217V218H50ZM65 217V216H64ZM63 217V215H62V218H64ZM145 217V216H144ZM151 219H153V218H151ZM168 219V218H167ZM187 219V218H186ZM197 219V218H196ZM49 220V219H48ZM47 220V221H48ZM64 220H66L67 222H65L64 224H66V223H69L68 222V219L66 218V219H64ZM41 221H43V218H41V217H39V218H37L36 220H33V221H31L30 220V218L27 216V215H25V216H22L20 219H19V226H18V224L17 225H15V226H17L18 227V229H16L17 230V232H19L18 230L21 228L22 229V231L20 232V235H19V237H18V240H16V235H17V233H16V237H15V242H16V244L14 245V246H12V248L10 249L9 248V250L5 253V255H4V252L2 251L3 249L2 248H0V264H6L5 263V260H7V258L6 257H10V260H11V258H12V262L10 261V264L12 263V264H18L17 263V252H18V246H19V243H20V241H21V239L23 238V236L28 232V231H30L32 228H34V227H36V226H39V225H41L42 223H41ZM46 221V220H45ZM157 221V220H156ZM50 222V221H49ZM52 222H50V223H52ZM143 222V221H142ZM202 222V221H201ZM145 224V223H144ZM200 224V223H199ZM159 225V224H158ZM68 226H71L70 225V223H69V225ZM20 227V228H19ZM13 228H16V227H13ZM70 228V227H69ZM73 228V226L71 227V229ZM68 229V228H67ZM75 229V228H74ZM74 229H72L73 231H74ZM78 229V228H77ZM259 229V228H258ZM71 230V231H72ZM144 230H146V229H144ZM192 230V229H191ZM13 231V230H12ZM209 231H210V229H209ZM258 231V230H257ZM13 232H15V229H14V231ZM144 232V231H143ZM143 232H141V233H143ZM148 232V231H147ZM11 233V232H10ZM10 233H8V235L10 234ZM70 233V232H69ZM76 233V232H75ZM80 233V232H79ZM154 233V232H153ZM14 234V233H13ZM155 234V233H154ZM4 235H6V234H4ZM11 235H12V233H11ZM77 235V234H76ZM163 235V234H162ZM144 236V235H143ZM147 236V235H146ZM188 236V235H187ZM203 236V235H202ZM262 236V235H261ZM1 237V236H0ZM5 237V236H4ZM6 237H7V235H6ZM10 237V236H9ZM204 237V236H203ZM3 238V237H2ZM7 239H9L8 237H7ZM6 238H4L3 239V243H4V240L5 241H8ZM12 240H13V238H11ZM143 240V239H142ZM0 241H2V239L0 240ZM10 242V241H9ZM2 243V242H1ZM2 243V244H3ZM6 244L7 243H5V245L4 246H6ZM13 245V244H12ZM3 246V245H2ZM3 246V247H4ZM7 247H9V246H7ZM6 247V248H7ZM11 247V246H10ZM4 251H6V249L4 250ZM260 252V251H259ZM258 255V254H257ZM5 256V258H3ZM257 259H258V257H256ZM5 259V260H4ZM260 259V258H259ZM9 260V259H8ZM150 261V260H149ZM9 262V261H8ZM256 262V261H255ZM165 263V262H164ZM8 264V263H7ZM158 264H159V262H158ZM241 264V263H240Z\"/></svg>",
	"mask_w": 264,
	"mask_h": 264
}]
</instances>
